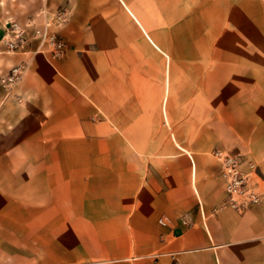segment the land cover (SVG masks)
I'll use <instances>...</instances> for the list:
<instances>
[{
    "label": "crops",
    "instance_id": "0c3cea01",
    "mask_svg": "<svg viewBox=\"0 0 264 264\" xmlns=\"http://www.w3.org/2000/svg\"><path fill=\"white\" fill-rule=\"evenodd\" d=\"M69 2L60 59L0 36V264H264V0Z\"/></svg>",
    "mask_w": 264,
    "mask_h": 264
},
{
    "label": "built area",
    "instance_id": "2783aa9c",
    "mask_svg": "<svg viewBox=\"0 0 264 264\" xmlns=\"http://www.w3.org/2000/svg\"><path fill=\"white\" fill-rule=\"evenodd\" d=\"M4 31L3 40L8 53L24 52L34 39L39 42V51L48 54L51 59L61 58L65 53V44L62 39L54 34H48L45 30H32V36L30 37L26 29L20 24L14 21H7L4 25ZM24 70V64L16 65L0 80V84L12 87L18 83ZM214 157L221 167V178L224 182L225 192L224 207L238 213H244L251 206L258 204L261 196L251 184L250 179L253 166L250 165V173L244 172L241 169L239 158L227 156L220 152H215Z\"/></svg>",
    "mask_w": 264,
    "mask_h": 264
},
{
    "label": "rangeland",
    "instance_id": "374dc122",
    "mask_svg": "<svg viewBox=\"0 0 264 264\" xmlns=\"http://www.w3.org/2000/svg\"><path fill=\"white\" fill-rule=\"evenodd\" d=\"M69 5V0H0V36L2 38L5 34L1 30L3 25L7 21H14L26 29L30 37L32 30L42 29L61 39V29L70 19ZM33 47H36L35 52L41 53L37 39L32 40L27 49L32 51Z\"/></svg>",
    "mask_w": 264,
    "mask_h": 264
},
{
    "label": "bare ground",
    "instance_id": "6f19581e",
    "mask_svg": "<svg viewBox=\"0 0 264 264\" xmlns=\"http://www.w3.org/2000/svg\"><path fill=\"white\" fill-rule=\"evenodd\" d=\"M127 10H128V9H127ZM128 12L130 13L131 16H134L129 10H128ZM134 17H135V16H134Z\"/></svg>",
    "mask_w": 264,
    "mask_h": 264
}]
</instances>
